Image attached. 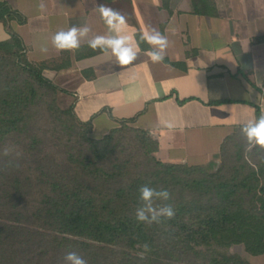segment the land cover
Instances as JSON below:
<instances>
[{"label": "trees", "instance_id": "trees-1", "mask_svg": "<svg viewBox=\"0 0 264 264\" xmlns=\"http://www.w3.org/2000/svg\"><path fill=\"white\" fill-rule=\"evenodd\" d=\"M13 20L27 18L0 1V264H65L72 251L88 264H253L227 251L234 244L264 254V150H247L244 124L201 164L159 159L135 116L95 136L74 101L60 105L68 91L28 59ZM145 184L170 192L173 219L137 222Z\"/></svg>", "mask_w": 264, "mask_h": 264}, {"label": "crops", "instance_id": "crops-1", "mask_svg": "<svg viewBox=\"0 0 264 264\" xmlns=\"http://www.w3.org/2000/svg\"><path fill=\"white\" fill-rule=\"evenodd\" d=\"M5 1L27 18L11 26L28 59L68 91L63 96L74 101L80 120L93 121L95 136L135 116L130 125L158 140L159 159L201 164L219 151L235 124L256 119V106L264 112V0H43V11L41 0ZM99 3L121 11L137 40L151 28L167 35L164 61L153 63L144 42L127 66L110 52L89 48L87 39L109 34L96 11ZM85 24L91 32L78 50L52 47L57 31ZM7 38L1 22L0 40Z\"/></svg>", "mask_w": 264, "mask_h": 264}, {"label": "clouds", "instance_id": "clouds-1", "mask_svg": "<svg viewBox=\"0 0 264 264\" xmlns=\"http://www.w3.org/2000/svg\"><path fill=\"white\" fill-rule=\"evenodd\" d=\"M38 8L43 11L45 4L43 0L38 4ZM96 11L108 29L107 35H96L87 39V45L92 50L99 49L104 53L110 52L117 60L119 66L132 64L138 57L140 51L139 43H147L150 47L146 54L153 63H162L165 59L166 50L169 47L167 35L155 28L146 29L136 39L134 33L128 31L127 17L119 10L114 9L104 3L97 4ZM91 28L85 24L81 26L73 25L67 30H59L51 37V45L57 51H76L81 47V40L89 36ZM42 53H47V47L40 49ZM241 132L247 141V150L253 148L264 150V112L257 119L249 120L242 125ZM13 152L11 147L3 149V156L8 157ZM19 157L20 153H16ZM11 164V161H9ZM18 166V165H17ZM139 206L135 210V219L139 223L147 225L162 224L166 220L175 217V209L169 203H163L171 198V194L166 189H156L148 184L140 186L138 189ZM157 201L162 203L157 204ZM143 251L138 253L141 259L150 251V246L144 244ZM65 264H88L87 260L78 253L72 251L66 253Z\"/></svg>", "mask_w": 264, "mask_h": 264}, {"label": "rangeland", "instance_id": "rangeland-1", "mask_svg": "<svg viewBox=\"0 0 264 264\" xmlns=\"http://www.w3.org/2000/svg\"><path fill=\"white\" fill-rule=\"evenodd\" d=\"M0 24H1V22H0ZM59 103L62 107H67L70 104V100L68 98L64 97L63 94L61 93L59 95ZM94 133L97 134V133H99V131L97 130ZM227 251L230 253L238 254L253 264H264V254H262V255H251L246 251L245 246L243 244H234L231 247H229Z\"/></svg>", "mask_w": 264, "mask_h": 264}]
</instances>
